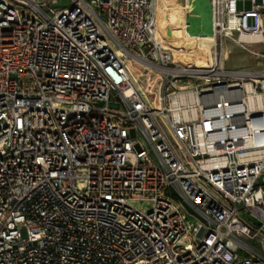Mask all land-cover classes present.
Listing matches in <instances>:
<instances>
[{"label": "built area", "instance_id": "2783aa9c", "mask_svg": "<svg viewBox=\"0 0 264 264\" xmlns=\"http://www.w3.org/2000/svg\"><path fill=\"white\" fill-rule=\"evenodd\" d=\"M155 8L0 0V264H264V65L221 64L264 38V0H209L194 85L211 66L173 62Z\"/></svg>", "mask_w": 264, "mask_h": 264}, {"label": "rangeland", "instance_id": "374dc122", "mask_svg": "<svg viewBox=\"0 0 264 264\" xmlns=\"http://www.w3.org/2000/svg\"><path fill=\"white\" fill-rule=\"evenodd\" d=\"M60 1L62 3L63 0ZM157 6L158 34L167 48L173 51L174 59L181 61L184 66L191 69H206L209 65H213L215 57L209 25V0H158ZM240 44L225 39L222 55L223 68L260 70L264 65V58L256 54L264 52V38L255 43L241 42ZM220 49V45H217V58H219ZM128 64L141 88L150 100L154 101L158 93L159 79L132 60L128 61ZM200 75L195 74L189 78V83L193 85L200 83L202 81ZM259 186L264 190V174L260 178ZM134 205L139 209L148 206L141 202H136ZM242 216L252 224L260 223L259 218L254 214L242 211Z\"/></svg>", "mask_w": 264, "mask_h": 264}, {"label": "bare ground", "instance_id": "6f19581e", "mask_svg": "<svg viewBox=\"0 0 264 264\" xmlns=\"http://www.w3.org/2000/svg\"><path fill=\"white\" fill-rule=\"evenodd\" d=\"M157 1L158 0H156V8H155V12H156V28H155V38L158 40V42H161L162 44H164L165 46H167L166 44H165V42L162 40V38L159 36V30H158V25H157V14H158V6H157ZM211 33V35H212V42H213V44H214V53H215V38H214V36H213V34H212V32H210ZM242 41H245V42H248V43H253V42H257V41H260L261 39H262V36H257V37H252V38H250V37H241L240 38ZM170 48V47H169ZM170 51H171V53H172V59H173V62H175V63H177L179 66H182L183 68H188L187 66H184L183 64H182V62L181 61H179V60H175L174 59V56H173V51L171 50V48H170ZM223 49H222V53H221V64H222V55H223ZM214 57H215V55H214ZM217 64H218V61H217V58L215 57L214 58V63H213V65H209V66H211V69H209V70H207V71H196V72H194L193 71V73L195 74V73H204V74H207V73H211V72H215V73H217V71L215 70V66H217ZM238 72H240V71H238ZM132 75H133V78L135 79V81L136 82H138L137 81V78H136V76L133 74V72H132ZM156 106H157V104H156Z\"/></svg>", "mask_w": 264, "mask_h": 264}]
</instances>
